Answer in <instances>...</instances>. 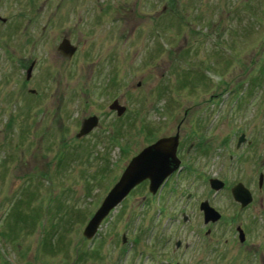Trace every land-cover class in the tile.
Returning <instances> with one entry per match:
<instances>
[{
  "label": "rangeland",
  "instance_id": "rangeland-1",
  "mask_svg": "<svg viewBox=\"0 0 264 264\" xmlns=\"http://www.w3.org/2000/svg\"><path fill=\"white\" fill-rule=\"evenodd\" d=\"M16 3L0 0V264H264V216L207 175H183L161 199L137 185L94 238L83 235L130 158L179 125L187 142L213 144L208 174L226 187L239 178L243 133L264 153V0H93L60 5L47 26L39 3L26 20ZM64 36L78 45L71 58L58 50ZM94 114L98 126L78 137ZM205 199L221 214L209 224ZM229 221L247 226L257 252L237 247ZM167 237L189 253L142 254Z\"/></svg>",
  "mask_w": 264,
  "mask_h": 264
},
{
  "label": "flooded vegetation",
  "instance_id": "flooded-vegetation-1",
  "mask_svg": "<svg viewBox=\"0 0 264 264\" xmlns=\"http://www.w3.org/2000/svg\"><path fill=\"white\" fill-rule=\"evenodd\" d=\"M17 1H19V3H16V5L22 6V8H23L19 12V18L21 20L27 19L28 14L30 13L28 11L30 6H32L35 3H39L43 7L42 17L45 20L46 26H47L50 19H51L50 12H53L57 15L58 11H59L58 7H60V5H62V6H64V5H77V6L78 5H89L90 2H92L93 0H16V2ZM50 3H52V5L56 6L55 9H53L51 11L49 10ZM109 9H110V6H108V10ZM85 13L90 15V10L86 9ZM0 20L5 23L7 21V18L2 17L0 15ZM91 20H93V19L90 18L89 21H91ZM77 32L80 33L81 36L84 33V31H81V30L77 31ZM85 33H90V29H88L87 32H85ZM122 35H123V33H120V36H122ZM65 38L70 40V38L68 36H64L58 45V50H59V46H60L61 42ZM70 42H71V40H70ZM73 45L76 46L77 50H78V45H75V44H73ZM77 50H76V52H77ZM32 63H34V65H35L34 61ZM30 65H29V67H30ZM32 90H34V89H32ZM115 100H119V102H120V99H118L117 97L113 98V101H115ZM120 103H119V105H121ZM121 106H123V105H121ZM126 110H127V108H126ZM112 111L118 115L117 110H112ZM94 115H96V114H94ZM96 116H98V115H96ZM98 118L100 121V117H98ZM122 118H124V114L118 115V117L115 119L122 121ZM181 129H182V127L179 125L177 127V131L174 134L159 137L155 141H153V142L149 143L148 145H146L145 147L141 148V150H139L137 153H135L129 160V162H130L132 160V158L135 157L136 155H138L142 150H144V148H146L147 146L156 142L160 138L178 136L176 156L179 160V166L174 172H172L165 179V181L159 187V189L157 190V192L155 194H152L150 192L153 195V197L161 199V196H162L163 192L165 191L164 189H166V187L168 189V192H170V193L174 192L175 189L172 186H170L171 182L178 180V178H181L183 175H185V177L191 173L200 174L204 177H206V175H207L206 182H207V184H209V187L211 189H213L212 188L213 187V185H212L213 181L212 180L222 181L221 188L219 190L215 189L216 191H218V193L220 192V190L221 191L227 190L229 188V191L231 192V194L233 196V193H232L233 188L237 184L242 183L249 190L251 197H252V200L245 207H242L241 203L238 201L236 203L241 206V209H248L250 207H254V208L257 207V211L262 216H264V153L260 152L261 154L258 155V154H256V152H251V150L255 144L254 141L252 139L246 138V135L243 133L244 140H242L239 143L237 142V148H236L237 149V151H236L237 152V154H236L237 155V162L236 163L238 164V166L236 164V170L235 171L238 173L239 178L233 182L232 186L230 185L229 187H226L225 180L221 179L219 174H215V173L208 174L209 166H208V160L207 159H208L210 153L215 151V148H213V144H210V142L204 141V139L202 138L201 135H198L195 137L197 139V141L187 142L185 140V137L183 136V134L181 132ZM124 134H125V126L122 123L121 125H119L116 128V131L113 133V136L111 137V144L117 145L118 140H119V142L124 140V138H125ZM122 146L123 145L120 144L119 148L123 149ZM245 146H246V149H244V151H243L244 153L242 154L245 167L243 168V171H242V168H239V165H240L239 160H240V158H242L240 150L243 149V147H245ZM129 162L127 163V165L129 164ZM217 169H218V167L214 168V171H217ZM123 172H124V169H123V171H121L119 178L121 177ZM149 184H150L149 180H145L141 184H139L138 186L148 185V189H149ZM227 186H228V184H227ZM137 187H135L130 192V194L128 196H130L131 193ZM258 194H259V197H258ZM187 197L191 198L192 197L191 193H188ZM233 198H234V196H233ZM257 199H258V202H257ZM205 201L210 203V201L208 199H205V200L201 201V203L199 205L200 208H201L202 202H205ZM210 205H211V203H210ZM183 219H184V221H187L188 216H184ZM204 222H205V220H204ZM233 222L234 221H229L228 226H230V228L231 227L233 228V233H234V237L236 240L235 242L238 243L237 247L239 249H242V251H244V252H251V251L257 252L260 245L256 246V243L250 238L247 226L241 225L238 222H236V223H233ZM206 224H209V223H206ZM241 230L243 231V234H242L243 240H241ZM211 231H212V229L210 227H208V228L205 227L203 233L205 235H209V234H211ZM155 233L156 232H154V234ZM144 235L145 234H143V236ZM151 236L153 238L152 234H151ZM226 242L228 243V240H226ZM191 247H192L191 243H189L187 241L183 242L182 240L177 239L174 242L173 249H171L172 248V240L167 237L166 239H161V240L159 239L158 241L156 240V242H154L153 244H150V246L148 247V249L146 251H142V254L145 253V256L147 258L153 259L154 257H156L155 256L157 254L156 251L160 252V251H162L161 249H163L164 252L165 251L169 252L171 250L174 253H179V255L181 257H184L189 253V250L191 249ZM205 249H208V244L205 245ZM220 255H221V253H220Z\"/></svg>",
  "mask_w": 264,
  "mask_h": 264
},
{
  "label": "water",
  "instance_id": "water-1",
  "mask_svg": "<svg viewBox=\"0 0 264 264\" xmlns=\"http://www.w3.org/2000/svg\"><path fill=\"white\" fill-rule=\"evenodd\" d=\"M59 50L64 56L71 58L77 50L69 39L65 38ZM34 63L30 65L27 70V78L32 74ZM35 92V90H31ZM109 108L117 110L118 115H122L126 106H121L118 100L113 101ZM99 118L96 115L89 116L82 121L81 129L77 133L78 137L88 134L91 130L98 126ZM244 140L240 137L239 142ZM178 144V136L163 137L147 146L138 155L132 158L129 165L124 170L123 174L114 185V187L105 196L102 203L88 221L84 228L83 235L92 239L97 234L102 221L109 215V213L120 204L124 198L140 183L149 180V190L155 194L159 187L163 184L165 179L175 170L179 165V160L176 156V148ZM213 188L219 190L222 186V181L212 180ZM234 199L241 203L242 207L248 205L251 200L249 190L242 184H237L232 190ZM201 210L204 212L205 222L216 221L221 214L209 202L205 201L201 204ZM243 231L241 230V240H243ZM123 236V241H125Z\"/></svg>",
  "mask_w": 264,
  "mask_h": 264
}]
</instances>
